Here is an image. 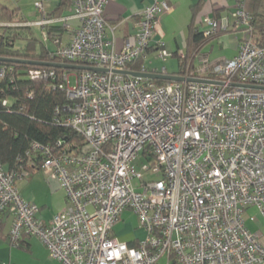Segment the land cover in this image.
<instances>
[{
  "label": "built area",
  "instance_id": "built-area-1",
  "mask_svg": "<svg viewBox=\"0 0 264 264\" xmlns=\"http://www.w3.org/2000/svg\"><path fill=\"white\" fill-rule=\"evenodd\" d=\"M109 1L72 0L69 17L78 25L67 43L53 39L54 56L108 69L64 72L58 84L72 101L57 109L64 112L59 120L83 137L87 151L59 150L60 139L55 148L31 145L46 156L42 171L59 183L66 207L41 222L38 206L20 194L22 177L0 163V217L12 215L10 245L35 236L60 264H264V245L244 220L250 206L264 215V90L239 86H264V45L250 36L244 1L235 0L230 16L199 21L204 36L243 31L236 54L210 62L201 52L200 64L181 74L222 84H160L114 72L131 71L147 58L159 18L172 7L168 0H149L135 33L115 50L105 38L107 29H115L104 16ZM35 6L43 10L42 1ZM155 46L160 59L173 55L163 41ZM138 72L149 73L145 66ZM159 72L166 74L164 67ZM5 74L1 68L0 77ZM26 76L56 75L31 68ZM138 156L145 160L140 165ZM127 209L145 232L135 245L112 234Z\"/></svg>",
  "mask_w": 264,
  "mask_h": 264
},
{
  "label": "crops",
  "instance_id": "crops-1",
  "mask_svg": "<svg viewBox=\"0 0 264 264\" xmlns=\"http://www.w3.org/2000/svg\"><path fill=\"white\" fill-rule=\"evenodd\" d=\"M37 1H42V11L35 6ZM149 2V0H110L107 3L104 8V16L109 25L115 26L113 33L109 29L106 30L107 48L122 49L125 40L135 33L140 12ZM168 2L172 8L169 12L160 16L157 29L150 41L147 58L140 59L131 65V71L138 72L141 66H145L149 73L158 71L155 74H162L159 72L161 68L155 65L159 62L158 60H162L157 57L159 49L155 44L158 41L164 42L165 49L173 54L171 56L177 58L178 63L179 58L186 55L187 52L189 25L192 23L195 28L202 30L198 19L205 15L221 17L229 14L230 16V11L235 6V0L233 2L231 0H168ZM3 5L7 7L8 15L13 12V18L17 22L2 20L5 24H8L6 26L8 29L0 28V33L5 31L7 34L11 30L17 31L20 27L25 32L22 34V44L28 38L33 37L37 40V50L44 47L48 51H53L56 48V44L53 42L54 38H59L61 43H67L78 25L75 19L69 17L72 12V0H0V9ZM43 18L49 19L50 22L45 25L36 24L37 21ZM238 31L241 30H231L216 35L212 39L219 37L222 39L227 33ZM231 44L233 51L232 54L227 55L228 58H232L237 52L238 42ZM222 47H225V43ZM198 56L199 54H196L194 60ZM154 60L157 62L153 63ZM166 60L167 58L162 61ZM193 62L192 66H194ZM197 66L195 64L194 67ZM164 69L166 74H177L178 72V70L177 72H169L166 67ZM26 178L23 179V190H20V192L25 200L38 206V219L43 223H48L56 212L66 207L64 191L56 180L47 179L41 171H35ZM244 220L247 228L255 233L260 243L264 245V215L256 207L250 206L244 212ZM11 221L12 215L8 212L0 217V264L4 262L14 264H60L58 260L50 256L48 248L35 236L26 235L19 246H11L8 240ZM135 226L139 225L134 212L130 209L124 210L114 224L112 234L117 239L123 238L120 241L135 245L143 240L141 236L139 237L142 233L140 230H135L134 234H131L132 228L136 229ZM143 235L145 237L144 230ZM161 264H165V259L161 260Z\"/></svg>",
  "mask_w": 264,
  "mask_h": 264
},
{
  "label": "trees",
  "instance_id": "trees-1",
  "mask_svg": "<svg viewBox=\"0 0 264 264\" xmlns=\"http://www.w3.org/2000/svg\"><path fill=\"white\" fill-rule=\"evenodd\" d=\"M243 1L245 10L251 16L250 36L256 44L264 45V0ZM7 10L4 5L0 9L1 21L15 22L13 12L8 15ZM214 17L218 18V16ZM6 26L8 24L0 26V28L8 29ZM231 30L233 29L228 28L213 35L204 36L202 30L195 28L191 23L188 28L187 52L178 60L177 74H185L186 69L192 67L195 55L201 53L204 44L210 39ZM20 31V27H18L17 31L11 30L7 34L5 31L0 33L1 58H22L52 63L65 62L71 65L84 64L83 62L70 63L54 56L55 49L48 51L46 48L40 47L37 50V40L33 37L28 38L20 47H16L15 42L17 36L20 37ZM1 68H6L5 76L0 77V163L5 171L15 172L18 178L22 177L18 182L35 171L43 173L42 164L46 156L41 151H33L32 143L55 148L56 141L60 139L62 145L59 150L66 148L74 154L87 151L85 148L87 143L83 137L71 127L60 122L59 115H63L64 112H57L58 108L60 110L72 102L66 96L65 91L58 86L62 82L63 73L82 69H63L0 60ZM31 68L54 70L56 76L46 79H31L26 76L27 70ZM205 77L213 78L214 76L207 74ZM155 82L161 84L164 81L155 80ZM6 212L8 211L4 213ZM24 236L26 235H22L17 246L20 245Z\"/></svg>",
  "mask_w": 264,
  "mask_h": 264
},
{
  "label": "rangeland",
  "instance_id": "rangeland-1",
  "mask_svg": "<svg viewBox=\"0 0 264 264\" xmlns=\"http://www.w3.org/2000/svg\"><path fill=\"white\" fill-rule=\"evenodd\" d=\"M231 1L233 2L234 0H231ZM20 30H21L20 31V37H18L16 39V42H15L16 47H20L22 42H23L21 38H22V34L25 32L23 31V29H20ZM36 34L38 35V33H36ZM242 34H243V31H238L235 33L231 32V33H227L225 36H223L222 39H221V37L212 39V40L208 41L206 44H204V46L202 48V52L208 53V60L210 62L220 60V59H224V58L230 59V58H228L227 55L232 54L233 46L231 43H237L239 37L240 36L242 37ZM221 41H223V43H225V47H222L223 43H221ZM158 61H159L158 63H156L157 62L156 60L153 61V63H156L155 64L156 67H158V68L166 67L167 71H169V72H177L178 63H177L176 57L169 56V57H167L166 61H162V60H158ZM195 64L196 65L200 64V56L196 57V59L194 60L193 65L195 66ZM177 75H179V74H177ZM71 82L73 83L72 77H71ZM85 148L87 149L88 146L86 145ZM144 161L145 160L143 159L142 156H138L135 162L138 165H140ZM25 179H27V178H25ZM23 182H24L23 180L18 182V187L21 191L23 190V188H22V186L24 184ZM135 227H136V229L132 228L131 234H134L133 232L135 230H140L142 233H141V235H139V237L141 236V239L144 238L143 229L140 226H135ZM119 237H121V236H119ZM118 239L123 240V238H118ZM127 240H129V239H127Z\"/></svg>",
  "mask_w": 264,
  "mask_h": 264
},
{
  "label": "water",
  "instance_id": "water-1",
  "mask_svg": "<svg viewBox=\"0 0 264 264\" xmlns=\"http://www.w3.org/2000/svg\"><path fill=\"white\" fill-rule=\"evenodd\" d=\"M0 60L19 62V63H25V64H33V65L54 66V67H60L63 69H76V70L82 69V70H93V71H101V72L108 71L107 68L94 67V66H88V65H74V64L71 65L65 62H60V63L38 62V61L22 59V58H1V57H0ZM114 72H118L121 74H128L131 76H138L142 78H149V79H160V80L179 81V82L191 81V82H205V83H211V84H222L219 81L212 80V79L184 77L182 75H177V74H155V73L134 72V71H128V70H123V71L114 70ZM230 86H237V84H230ZM239 86L264 90V86H254V85H247V84L239 85Z\"/></svg>",
  "mask_w": 264,
  "mask_h": 264
}]
</instances>
